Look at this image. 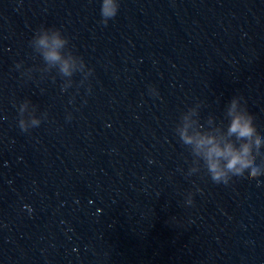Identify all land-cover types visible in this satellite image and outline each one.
Returning <instances> with one entry per match:
<instances>
[{
	"label": "water",
	"instance_id": "obj_1",
	"mask_svg": "<svg viewBox=\"0 0 264 264\" xmlns=\"http://www.w3.org/2000/svg\"><path fill=\"white\" fill-rule=\"evenodd\" d=\"M100 2L58 0L0 75V264H264V176L213 190L180 137L238 153L234 105L264 172V0Z\"/></svg>",
	"mask_w": 264,
	"mask_h": 264
},
{
	"label": "clouds",
	"instance_id": "obj_2",
	"mask_svg": "<svg viewBox=\"0 0 264 264\" xmlns=\"http://www.w3.org/2000/svg\"><path fill=\"white\" fill-rule=\"evenodd\" d=\"M119 4L117 0H101L99 4V15L101 23L107 24L109 19L116 16ZM65 41L58 33H42L36 38V44L43 49L45 61L59 65L64 75H69L72 69L70 60H65L60 49ZM23 111V107L21 108ZM234 105L229 108L228 116L231 122L226 131V139L236 147L240 148L238 153L221 148L214 138L197 132L188 133L186 124L180 129V137L185 144H190L194 150L205 161L209 171V186L213 190L225 191L230 184H239L241 181H259L264 172L249 163V148L256 152L260 148L259 142L253 141V136L246 123L233 118ZM32 126H38L39 121L32 119ZM21 131L26 130L25 122L19 121Z\"/></svg>",
	"mask_w": 264,
	"mask_h": 264
}]
</instances>
